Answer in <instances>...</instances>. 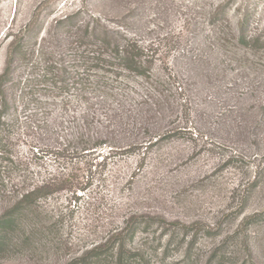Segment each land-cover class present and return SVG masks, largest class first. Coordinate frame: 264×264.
I'll list each match as a JSON object with an SVG mask.
<instances>
[{"label":"rangeland","instance_id":"374dc122","mask_svg":"<svg viewBox=\"0 0 264 264\" xmlns=\"http://www.w3.org/2000/svg\"><path fill=\"white\" fill-rule=\"evenodd\" d=\"M9 65L0 217L57 187L0 264H82L108 242L96 264H116L114 237L129 264H264V0H0Z\"/></svg>","mask_w":264,"mask_h":264},{"label":"trees","instance_id":"16d2710c","mask_svg":"<svg viewBox=\"0 0 264 264\" xmlns=\"http://www.w3.org/2000/svg\"><path fill=\"white\" fill-rule=\"evenodd\" d=\"M97 36L98 35L96 32L93 33V35L89 34L87 40L98 39L99 43H96V45H98V48L101 51L110 49L112 53V60L117 62V64H119V66L124 71L144 74V72L148 69V62L143 61L141 48L137 47L136 44L128 41L126 45H122L119 40L114 37L104 35L102 39H99ZM98 64H100V61L97 63V68H99ZM10 66L11 65L7 67L5 73L0 77V94L2 98L1 103L4 109H6L8 106L4 87L6 86L11 75ZM56 187L57 185L54 181V183H48L39 187L37 186L32 190L27 191L24 195H22L21 199L16 202L14 207L11 209L9 216L4 215L0 217V251H2L3 247L6 245L4 241H6L7 234L12 232L13 226L19 224L22 220L21 216L27 211L36 207L37 202L41 198L50 195ZM114 238L115 239L113 241H115L114 244L115 247H117L116 264H129V262H131V258L133 259V257L132 255L128 256L131 252L128 251L125 240L118 237ZM117 241H119L118 246H116ZM108 244L109 245L100 246L87 252V254H85L81 260L82 264H90L91 262L95 264L98 263L103 257L102 250L111 246L110 242H108Z\"/></svg>","mask_w":264,"mask_h":264}]
</instances>
